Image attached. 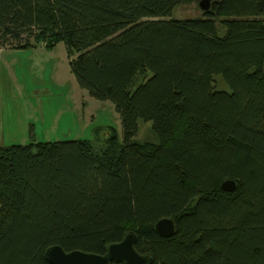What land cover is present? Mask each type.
Returning a JSON list of instances; mask_svg holds the SVG:
<instances>
[{
    "label": "trees",
    "instance_id": "trees-1",
    "mask_svg": "<svg viewBox=\"0 0 264 264\" xmlns=\"http://www.w3.org/2000/svg\"><path fill=\"white\" fill-rule=\"evenodd\" d=\"M197 1L0 0V48L65 42L78 86L123 125L102 155L88 140L0 146V264H49L54 246L105 255L129 232L153 264H264V0L172 19ZM140 121L160 145L135 142ZM167 218L170 239L154 229Z\"/></svg>",
    "mask_w": 264,
    "mask_h": 264
},
{
    "label": "rangeland",
    "instance_id": "rangeland-1",
    "mask_svg": "<svg viewBox=\"0 0 264 264\" xmlns=\"http://www.w3.org/2000/svg\"><path fill=\"white\" fill-rule=\"evenodd\" d=\"M206 14L197 1L177 6L172 19H204ZM222 21L216 18L219 36L226 35ZM78 58L77 52L70 55L63 41L53 48L43 43L0 48V146L88 140L102 155L113 133L123 144L122 119L115 105L97 101L78 86L70 67ZM147 76L136 69L130 91ZM214 86L216 91L231 92L222 76L214 77ZM135 142L152 148L160 145L151 122H139Z\"/></svg>",
    "mask_w": 264,
    "mask_h": 264
},
{
    "label": "water",
    "instance_id": "water-1",
    "mask_svg": "<svg viewBox=\"0 0 264 264\" xmlns=\"http://www.w3.org/2000/svg\"><path fill=\"white\" fill-rule=\"evenodd\" d=\"M199 5L202 11L210 12L212 1L202 0ZM221 189L226 193H234L238 189V183L227 180L222 183ZM154 229L162 238L170 239L177 235L178 226L174 219L167 218L157 222ZM138 241V235L129 232L122 242L109 245L105 255L82 251L66 252L62 247L54 246L46 251L45 260L49 264H153V256L141 255L137 251Z\"/></svg>",
    "mask_w": 264,
    "mask_h": 264
}]
</instances>
